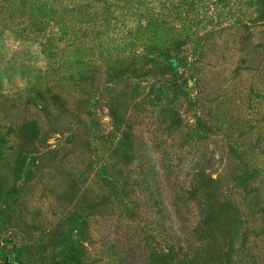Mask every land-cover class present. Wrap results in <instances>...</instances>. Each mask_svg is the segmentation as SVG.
I'll return each mask as SVG.
<instances>
[{
  "label": "rangeland",
  "instance_id": "obj_1",
  "mask_svg": "<svg viewBox=\"0 0 264 264\" xmlns=\"http://www.w3.org/2000/svg\"><path fill=\"white\" fill-rule=\"evenodd\" d=\"M77 47L82 66H67ZM177 56V76L204 91L197 114L208 135L239 136L234 117L244 129L241 110L264 104V0H0V264H73L78 228L84 264H109L106 243L123 234L148 257L155 243L118 206L100 161L124 139L157 169L168 154L181 183L203 167L216 147L191 149L193 107L158 83L173 77L160 63ZM234 200L243 211L258 202Z\"/></svg>",
  "mask_w": 264,
  "mask_h": 264
},
{
  "label": "trees",
  "instance_id": "obj_2",
  "mask_svg": "<svg viewBox=\"0 0 264 264\" xmlns=\"http://www.w3.org/2000/svg\"><path fill=\"white\" fill-rule=\"evenodd\" d=\"M73 50L63 57L64 64L67 62L70 66L68 60L72 59L71 64L82 66L86 52L79 47ZM85 64L89 67L91 62ZM160 65L165 74L173 76L161 79L158 82L160 88L175 98L182 96L193 107L195 124L188 135L191 149L201 148L199 142L204 139L216 149L202 155L205 164L192 173L191 183L187 185L178 180V169L172 167L168 154L159 152L161 158L157 169L153 162L145 160L147 155L144 152H137L131 142L128 144L120 139L115 148L117 155L110 154L105 161H100V173L118 206L127 217L142 220L155 244L144 258L132 240L126 239L124 234L117 235L106 243V259L109 264H264L258 218L264 201L263 100L257 99L255 106L248 111L241 110L243 120L247 121L244 129L242 122L234 117L239 136L208 135L203 119L197 114L202 103L200 95L204 93L200 83L195 80L194 95L187 87V79L177 76L183 65L179 56L170 57ZM152 88L153 85L151 91H154ZM243 130H246L244 135ZM73 141V136H68L64 143L73 144ZM220 145L224 148L223 154L216 153ZM228 160L242 164L243 169H235L228 175L224 167ZM163 190L167 193L171 213L164 205ZM237 193L245 194L252 203L256 199L258 202L243 211L242 204L234 200ZM81 235L82 229L78 228L71 240L69 259L73 264H84L87 249L81 243ZM9 259L13 260L12 253Z\"/></svg>",
  "mask_w": 264,
  "mask_h": 264
},
{
  "label": "water",
  "instance_id": "obj_3",
  "mask_svg": "<svg viewBox=\"0 0 264 264\" xmlns=\"http://www.w3.org/2000/svg\"><path fill=\"white\" fill-rule=\"evenodd\" d=\"M6 249H7V254L10 256L13 251V246L6 247Z\"/></svg>",
  "mask_w": 264,
  "mask_h": 264
}]
</instances>
